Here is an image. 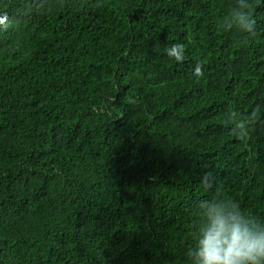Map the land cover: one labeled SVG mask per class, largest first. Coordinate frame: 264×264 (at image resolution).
<instances>
[{"label":"trees","instance_id":"16d2710c","mask_svg":"<svg viewBox=\"0 0 264 264\" xmlns=\"http://www.w3.org/2000/svg\"><path fill=\"white\" fill-rule=\"evenodd\" d=\"M5 12L0 264H191L202 202L264 222V0H0ZM177 43L183 62L166 52Z\"/></svg>","mask_w":264,"mask_h":264},{"label":"clouds","instance_id":"9594fccd","mask_svg":"<svg viewBox=\"0 0 264 264\" xmlns=\"http://www.w3.org/2000/svg\"><path fill=\"white\" fill-rule=\"evenodd\" d=\"M8 19L7 12L0 15V25L7 28ZM236 19L245 31L254 34L256 22L249 13H238ZM166 52L177 62L186 59L183 44H173ZM194 74L198 78L203 76L199 63ZM244 126L243 121L237 125ZM236 135L241 139L247 137L245 133ZM214 181L215 177L208 172L201 183L212 187ZM202 204L205 205L206 219L198 229L194 247L187 252L191 264H264V222L246 216L237 202L212 200Z\"/></svg>","mask_w":264,"mask_h":264}]
</instances>
